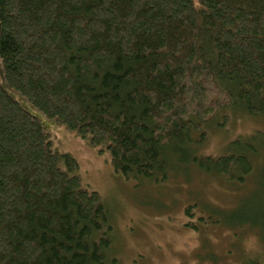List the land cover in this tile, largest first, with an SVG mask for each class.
Here are the masks:
<instances>
[{"label": "trees", "instance_id": "trees-1", "mask_svg": "<svg viewBox=\"0 0 264 264\" xmlns=\"http://www.w3.org/2000/svg\"><path fill=\"white\" fill-rule=\"evenodd\" d=\"M0 58L11 90L125 179L165 180L181 153L229 182L253 171L248 145L195 152L221 111L264 121V0H0ZM113 233L77 159L0 83V264H116Z\"/></svg>", "mask_w": 264, "mask_h": 264}, {"label": "rangeland", "instance_id": "rangeland-1", "mask_svg": "<svg viewBox=\"0 0 264 264\" xmlns=\"http://www.w3.org/2000/svg\"><path fill=\"white\" fill-rule=\"evenodd\" d=\"M0 83L38 118L59 152L77 159L84 184L100 194L114 227L110 262L250 264L259 259L264 264V179L257 182L264 164V121L260 117L221 111L207 127V141L195 152L200 157H218L248 145V149H239L253 162V171L243 183L206 174L196 162L182 161V153L173 155L178 161H171L165 180H128L114 171L109 153L88 146L11 90L1 58ZM194 150L186 149L190 156ZM190 207L191 216L187 215ZM252 220H256L255 228L250 225Z\"/></svg>", "mask_w": 264, "mask_h": 264}]
</instances>
